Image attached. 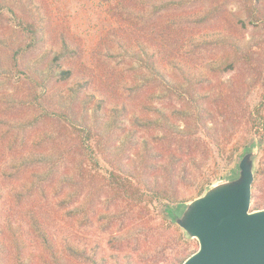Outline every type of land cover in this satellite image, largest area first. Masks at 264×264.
Here are the masks:
<instances>
[{
	"label": "trees",
	"instance_id": "trees-1",
	"mask_svg": "<svg viewBox=\"0 0 264 264\" xmlns=\"http://www.w3.org/2000/svg\"><path fill=\"white\" fill-rule=\"evenodd\" d=\"M98 1L94 52L116 65L77 76L57 0H0V264H181L195 249L159 209L203 191L215 152L264 144V106L247 104L264 0Z\"/></svg>",
	"mask_w": 264,
	"mask_h": 264
},
{
	"label": "water",
	"instance_id": "water-1",
	"mask_svg": "<svg viewBox=\"0 0 264 264\" xmlns=\"http://www.w3.org/2000/svg\"><path fill=\"white\" fill-rule=\"evenodd\" d=\"M257 153V143L245 146L231 173L165 209L198 244L181 264H264V208L251 207Z\"/></svg>",
	"mask_w": 264,
	"mask_h": 264
},
{
	"label": "rangeland",
	"instance_id": "rangeland-1",
	"mask_svg": "<svg viewBox=\"0 0 264 264\" xmlns=\"http://www.w3.org/2000/svg\"><path fill=\"white\" fill-rule=\"evenodd\" d=\"M54 8L58 9L59 19L64 20V23L69 25L71 31L68 33L72 38L78 40L84 49V54L73 62L75 72L77 76L84 75L85 72H99L102 74L110 75L109 66L116 65L115 62L107 63L103 60L102 55H97L94 49L96 41L100 36L101 28L105 27L106 19L99 11L98 0H57ZM262 35V39L259 40L258 45L264 47V30L259 32ZM258 38L260 39L259 35ZM259 48H256L258 50ZM260 52H264L261 48ZM264 54V53H263ZM111 78H115V75H111ZM116 98V97H115ZM114 98V99H115ZM117 100V98L115 99ZM249 109L264 106V90L262 88H256L250 94L247 101ZM264 114V107L262 108ZM245 132H240V136H243ZM245 146L253 143H257L258 153L255 160V171L257 175L253 180L255 188L252 189L256 192L259 200H264V144L260 141L259 137L255 134L252 136L245 134ZM244 146L241 147L238 154L229 159L225 152H215L213 157L208 161L206 168L204 169L206 174L211 176L212 182L217 179L231 173L234 170L238 156L241 154ZM254 171V175H255ZM209 183V184H210ZM4 205V204H3ZM176 205H169L167 207H175ZM167 207H161L159 214L164 218H167L165 209ZM252 207V205H251ZM252 209H254L252 207ZM168 219V218H167ZM174 224V223H173ZM49 228L52 232L58 234V236H66L69 233L77 235L81 241H102L103 233H100L96 229V224L91 226H82L79 224H49ZM190 246L189 250L196 249L198 244L195 239H188Z\"/></svg>",
	"mask_w": 264,
	"mask_h": 264
}]
</instances>
